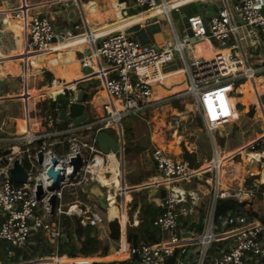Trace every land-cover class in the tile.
Returning <instances> with one entry per match:
<instances>
[{
  "label": "built area",
  "instance_id": "2783aa9c",
  "mask_svg": "<svg viewBox=\"0 0 264 264\" xmlns=\"http://www.w3.org/2000/svg\"><path fill=\"white\" fill-rule=\"evenodd\" d=\"M132 2L135 8H139L137 14L141 21L159 13L169 17L170 10L175 6L169 0ZM13 14L22 24L23 51L26 54L42 52L59 43L82 37L92 51L80 57V67L90 68L83 74L100 79L106 92V100L100 105L102 113L92 122H75L70 118L62 121L60 110L76 101V97L68 93L62 100L56 101V94L49 97L56 101L55 104L38 117V121L31 122L27 112L23 130L14 128L11 132L0 134V242L23 249L35 235L55 241V249L50 250L49 255L37 260H22V264H60L53 258L58 256L61 238L67 237L66 218H76L82 226H104L106 218L99 213L100 207L87 193L86 186L90 182L106 189L110 186L99 180L92 166L100 157L101 169L110 175L107 163L112 155L120 170L119 159L122 160L124 150L122 118L129 114L139 117L158 106L160 98H151L153 86L178 70L183 73L185 88L176 97L193 99L214 147L209 166L212 173L209 179L212 191L210 202L202 217V227L193 232L191 227L199 219V204L193 210L189 195L182 196L172 184L181 180L190 181L200 174L184 160L173 157L159 146H153L149 149V159L156 174L151 182L142 186L152 184L164 189V195L159 199L161 209L152 220V226L160 231V239L153 243L140 241L134 246L125 236L126 251L129 257H136V264H264V221L259 218L264 215V210L259 216L251 215L245 208L214 216L218 199L251 201L256 198L259 187L256 183L232 190L220 187L219 167L215 161L220 151L213 135L214 130L239 121L238 103H232L231 98H234L241 83L264 71V0H223L210 15L197 13L188 16L189 34L180 36L174 31L173 40L160 45L133 38L120 24L100 33L81 32L78 24L73 25L77 32L71 28H56L48 16L32 13L24 1H20ZM240 30L246 31L251 52L242 46L238 37ZM202 43L203 52L211 50V56L199 54L197 45ZM259 46L262 47V56L251 60V57L259 56L256 52ZM176 59L181 63L179 69H162ZM241 78L244 81L233 86L232 82ZM65 89L59 93H64ZM113 126L118 131L120 128L121 137L117 140L120 157L115 151L104 153L96 141L98 132ZM263 141L264 135L246 145L244 151L261 147ZM262 152L259 158L264 156ZM38 153H41V161ZM235 153L241 154L239 150ZM77 154L81 165L74 171L71 158ZM52 158L57 161L54 169L60 170V177L57 188L50 189L53 180L47 170ZM15 159L27 173L23 183L15 182L10 176ZM38 186L41 187L39 198L36 194ZM120 187H123L118 190L120 193L129 190L123 182ZM52 195L55 198L53 210L49 203ZM104 201L107 211L111 204L116 206V193L111 195L108 192ZM115 218L118 219L113 216ZM122 243L121 240L119 246L122 247ZM40 245L39 241L38 247Z\"/></svg>",
  "mask_w": 264,
  "mask_h": 264
},
{
  "label": "rangeland",
  "instance_id": "374dc122",
  "mask_svg": "<svg viewBox=\"0 0 264 264\" xmlns=\"http://www.w3.org/2000/svg\"><path fill=\"white\" fill-rule=\"evenodd\" d=\"M136 10H139V8H136ZM48 14L49 13H42L41 15H48ZM157 19L161 21L159 15H155L153 18H151L150 21ZM165 22L167 26L170 28L171 26L170 23L166 19ZM174 23H176V21H174ZM177 27H179L178 24L176 25V28ZM71 29H73V27H71ZM83 30L84 29L80 31L82 32ZM177 30H179V28H177ZM73 31L76 30L73 29ZM239 33L242 37L241 38L242 42L243 43L248 42L249 37L246 36V31L240 30ZM15 35L18 40L19 34L15 32ZM170 39L173 40V34ZM70 42L65 43L66 48H63L59 52L58 49L56 48H55L56 52L50 51L48 58L50 60L56 58L57 60L56 62L54 61V64L50 65L48 63V59L42 60L41 61L42 66L39 65L36 66L40 68L39 71L35 73H31L30 75V79H29L30 90L40 91L42 87L48 86L47 94L43 92L42 94H40V96H34L33 98H31V100H28L29 111H30L29 115L31 121H36L37 117L40 118L44 114V112H41L40 114L37 115L36 108L37 109L41 108V106H43V108L44 106L48 107L47 104L49 97L53 95V93H51L53 90L51 89V83L53 82V80H57V81L59 80L57 74L60 70H64L65 68L66 70L68 69L66 67L67 62L66 63L60 62L59 61L60 57H58L56 54L63 55L65 51L68 50V44ZM245 49H247L248 52H251L252 46H246ZM89 52L92 51L90 50ZM256 52L259 53V56L251 57L250 58L251 60L262 56V47L259 46V49H256ZM175 56H177V54H175ZM21 58L22 57L19 55L17 59H20V61H22ZM72 61L70 62V64L72 63ZM21 64L23 68L19 66V63L17 62V66L19 68L18 75L14 76L11 75L10 73H6L7 74V75L5 74L6 77L3 76L0 78V81H3L4 79L6 80L7 87H12V89L7 88L4 85V82L2 85L0 84V95H4V94L14 95L12 99H7L6 101L0 103V105L5 107L6 115H7V118L5 119L4 117L0 118V134L11 132L14 130V128H16L17 130H21L24 124L23 103L22 101L16 99L15 96V93H19V90L23 83V77L21 75V71L24 69V62H21ZM175 66L179 68V66H181V63L179 62V64H177L175 61L170 62L165 64L162 67V69L164 71H169L175 69ZM31 71L32 69L29 70V72ZM67 74L70 77H73L79 75L80 72L79 70H76L74 68L73 70L69 69ZM259 74L264 76V71H259L257 72L256 75ZM182 78H183L182 73H179L177 71L171 73V75L165 77L160 84L153 86L152 88V92H154L155 96L160 98V103L157 104L158 106L145 111L139 117L133 114H129L122 118L120 125L122 128L121 136L123 137L124 140V150H123L122 160L119 159L120 178L116 182V187L110 186L108 189L101 188L95 182H90L86 186L87 193L91 197L94 196L96 199H98L101 196L104 197L108 192L111 195H114V193H116L115 207L119 211L121 210V214L124 211V207L125 210L127 211V216L129 219V223L127 222V232L130 230L133 224V220L135 218L138 219V208L134 211L131 209L130 200L132 197H135L139 203L143 201H148V202H152L156 206H159V202H160L159 199L161 196L162 188L160 186L159 187L153 186L152 184H149L146 187L140 186L142 184L151 182L150 181L151 178L156 174V171L153 168L154 165L151 163L149 159L150 148H152L153 146H159L163 148L165 151H167L173 157L183 159L185 162L188 163L190 167H193L194 169H199L203 164L207 162L209 163L213 158V149H214L213 143L211 142L210 137L202 124L199 111L193 99L176 97V94L181 93L185 88L184 83L182 82ZM173 81H175L176 83H173ZM239 81H244V79L241 78L239 80L233 81L232 82L233 86L237 85ZM89 84L90 86L88 89V95H89L88 101L90 102H87L85 104L84 110L80 115L73 118L75 122H80V121L92 122L94 121L96 116L102 113L103 108L100 107L102 103H100L97 100L98 98L101 101L103 99V97L100 94L103 89L99 88L101 86L100 79L94 78V80L93 79L84 80L76 85V89L74 91L70 89H65V90H68L71 94H74L75 92L77 94L80 90L84 91L86 86ZM262 86L263 88L261 94L262 93L263 94L260 96V99H262L263 101L264 82ZM43 91L46 90L43 89ZM240 95L239 93L235 92L233 96L235 97V99H237V101H235L236 103H238L237 109L242 115L241 119H239L240 121L234 124H229L223 128L216 129L213 131V135L215 136L217 142L216 146L219 148L218 143L221 142L223 148L221 146L220 149L223 153L225 150L228 151L235 150L234 147H236L240 143L242 144L246 142L250 138L248 135L252 131L255 130L259 133L264 132V127L262 126V121L260 117L256 118L255 116L256 113L255 106H253L252 104H247V105L240 104L239 103L240 102L239 100L241 98ZM64 97L66 96H63V98ZM252 107L254 108V111L253 114L250 115L249 112ZM7 120H9V123ZM246 129L248 130L246 131ZM103 132L108 134L111 138H114L118 141L120 140L121 136L117 127L116 128L114 126L108 127L107 129L103 130ZM254 141L255 140L252 139L250 143ZM172 143L174 147L170 148L169 145H171ZM174 148L177 149L179 152L176 154L173 153ZM84 151L85 150H83V153ZM115 152L120 157V152L119 151H115ZM186 153L190 154L188 156L189 158L185 155ZM247 158L248 157H246V155H242V154L240 155L235 152L230 155V159H231L230 161L232 162V164L226 168L227 173L225 174L226 178L224 181L225 184L224 186H226V188L230 190L236 189L240 187V184L242 183L249 184L253 180V174L257 173L258 171L259 163L256 162L259 161V157H257L258 160L252 166L248 164L246 165ZM240 164H243V166L246 167V170L248 168L249 171H242L239 168ZM200 169H202V167ZM200 171L202 172V170ZM262 175H264V173H262ZM211 177H212V173L210 171L207 172L205 171L200 175H195L190 181H188L189 183L186 181H181L175 183L174 185L175 189L178 190L180 194L183 193L181 189L184 188L185 190L184 193L185 194L187 193L191 199H195V203L194 204L192 203L193 210L197 209V204L199 203V210L197 215L199 216V218L204 217L205 212L208 208V204L210 202L212 191H211V185L209 183V179ZM122 182L125 183V185L127 186L126 188H129V190L126 191L123 190L122 193H120L118 190H120L121 188L120 185ZM211 183L213 184V181H211ZM134 186L137 187L133 188ZM121 189H123V187ZM190 192H192V195H190ZM258 198L260 199V195ZM254 203L259 204L257 199L253 200L252 205ZM253 206L255 208L258 206V208H256L258 213L262 212V208L260 205L254 204ZM105 211L107 212L106 208L103 209V212L106 214ZM100 213H102V210ZM217 224H219L218 221ZM193 227L194 225L191 227V229H193ZM98 228L100 229L99 239H98L100 243L106 244L109 250L118 247L119 240L117 242L111 241L109 238H107L108 230L105 231V229L101 228L100 226ZM40 238L41 236L35 235L32 238V241L23 249L16 248L1 241L0 242L1 262L4 264L6 263L16 264L15 261L19 259L24 260L28 258H34L37 260L43 257L44 254H46L45 256L49 255V251L55 249V241H50L47 239L42 240ZM75 238H76L75 241L77 246H80V244L86 242L85 236H80ZM38 241H40L42 243V246H44L41 250L43 251L44 249L48 248L49 249L48 253L39 252V247L37 246ZM47 241L50 243V246ZM58 247L60 249L61 244L58 245ZM31 250H33V252H31ZM8 252H10L9 256L7 255Z\"/></svg>",
  "mask_w": 264,
  "mask_h": 264
},
{
  "label": "crops",
  "instance_id": "0c3cea01",
  "mask_svg": "<svg viewBox=\"0 0 264 264\" xmlns=\"http://www.w3.org/2000/svg\"><path fill=\"white\" fill-rule=\"evenodd\" d=\"M20 1H24L32 13L40 12V11H37L40 8L42 9L41 14L42 13H49L46 16H48L51 19L53 26L56 28H71V27H73L74 24H78L81 26V30L84 29L83 30L84 32L90 31V32L100 33V32H105V31L111 30L120 24L125 29V31L130 36H132L133 38H135V39H137L143 43L160 45V44L165 43L167 41H171L172 39H170V38H171L174 31L177 34H179L180 36L185 34V33H189V30H187V24H186V19L188 16H190L192 14H197V13H203L206 15H210L218 8V6L222 3L223 0H169L170 2H173L175 4V6L170 10L169 17H166L164 14H161V13L157 14V15H159V18L161 19V21H159V19L150 21L151 18H153L156 14L153 15L152 17H150V19L143 20V21L139 20L140 17L138 16L139 14H137V12L139 10H136L135 6H133L132 0H0V78L5 76L6 73H10L11 75H14V76L18 75L19 74V68L17 66V62L19 63V66L22 65L21 62H24V69L21 71V75L23 77V83H22V86L19 90V93H15V96H16V99L22 101V103L24 105L23 106L24 116H26L27 115L26 109H28V112L30 113L28 100H31V98H33L34 96H40V94H42L39 91L29 89V79H30L31 73H35V72L39 71L40 68L36 67V66L37 65L42 66V64H41L42 60L48 59V63L50 65L54 64V61L56 62L57 60H56V58H53L51 60L48 58L50 51L56 52V49H58V52H59L63 48L59 44V45H55L53 47H50L49 49H47L48 51L47 50H46L47 52L44 51L43 54H40V52H37V53L31 54V55H27L26 53L23 52L24 33H23L22 24L19 22V20L17 18H15L14 14H13L14 9L20 3ZM165 19L170 23V25H171L170 28L167 26ZM174 21H176V23H174ZM162 23H163V25H162ZM177 24L179 26V27H177V28H179V30H177V28H176ZM161 26H163V27H161ZM14 31L19 34L18 40L16 38ZM238 37H239L240 42L242 43V46L244 48L249 45L248 42H245V43L242 42V40H241L242 37H241L240 33H239ZM198 46H199V48H197V51L199 53L209 52V50H206L203 52L202 48H200L201 45H198ZM90 50H91V46L88 45L87 43H85V40L82 37H78V38H75L74 40H72L68 44V50H66L63 55L56 54L58 57H60V60H59L60 62H63V63L67 62L66 67L68 69L66 70V68H65L64 70H60L57 74L59 80L58 81L53 80V82L51 83V89H53L55 91L54 92L52 90L51 93H53V95L59 93L58 91H61L64 88H67L70 90H75L76 85L79 82L84 81V80H92L93 79V76H91L89 79H86L87 75L83 74L81 67L78 68L76 65L71 66V64H70V62L76 58L79 66H80V57L84 54L90 53L89 52ZM19 55L22 57L21 58L22 61H20V59H17ZM175 62L177 64H179V60H175ZM180 67L181 66H179V68ZM74 68L76 70H79L81 75L79 74V75L70 77L67 74L69 69L73 70ZM179 68L177 66H175V70H177ZM30 69H32L31 72H29ZM250 80L251 79L241 83V85L237 88V93H239V95L241 94L240 95L241 98L239 100L240 101L239 103L244 104V105L252 104L253 106H255V108H256L255 116H256V118L260 117V119L262 121V126L264 127V102L262 101V99H260V96L263 94V93L261 94V91L263 88L262 84L264 82V76L260 74L254 78V80L260 81V84H258V85L250 84L251 83ZM3 82H4V85L6 86V80L5 79L3 80ZM65 84H67L68 86H66L62 89H59ZM89 86H90V84L86 86L84 92L87 90V93H88ZM97 87H99V86H97ZM7 88L12 89V87H7ZM44 88L46 90V91H44V93L47 94L48 86H47V88H46V86ZM99 88H102V87L100 86ZM252 92L258 93L259 99L256 98V100L254 102L251 100H247ZM100 94L106 95V92L104 91V89L101 91ZM13 96L14 95H6V94L0 95V103L3 101H6L7 99H12ZM97 100L100 103H103V101L99 100V98ZM259 100H260V102H259ZM235 101H237V99L231 98L232 103H235ZM87 102H90V101H88V100L83 101L84 104H86ZM24 107H26V108H24ZM40 110H41V112H45L43 109V106H41V108H38V109L36 108V114L37 115H38V113L39 114L41 113ZM1 113H3V114H1ZM240 115H241V113H240ZM1 117H4V119L7 118L6 109L2 105H0V118ZM241 117H242V115H241ZM241 117H240V119H241ZM7 121L9 123V120H7ZM36 121H38V117H37ZM36 121H31V122H36ZM248 129H246V131ZM263 135H264V132L259 133V132L254 130L248 135L250 138L246 142H244L242 144L240 143L239 145L234 147L235 150H231V151L225 150L224 153L220 149L222 144H221V142H219L218 143L219 148L218 147L217 148L220 151L219 156H220L221 161L225 162V161L231 160L230 155L239 150L242 155H246V157H248L246 159L247 160L246 165L248 164V165L252 166L258 160L257 157H259L261 155V153L263 154L262 151H264V149H263L264 141H263V144L261 147H255L253 150H250V151H244V147L248 143H250V141H252V139H254V140L261 139L263 137ZM214 138H215V136H214ZM215 140H216V138H215ZM169 147H173V146L169 145ZM222 148H223V146H222ZM263 158H264V156L262 158H259L260 161L256 162V163H259V167H258L257 173L253 174V180L249 184H247V183L246 184H244V183L240 184V187L243 185H250L253 183H256L258 185L259 190H258V192H256V194H255L256 198H254V199H257L259 204H257V203H254V204L260 205L262 208V211H263V200H262V196H263L262 193L263 192L261 193L260 189H264V175H262V173H264ZM178 159H181V158H178ZM210 165H211V161L209 163L207 162V163L203 164L201 166L202 169H200L201 167L199 169H197L198 170L197 174H201L205 171H209ZM240 165L243 167L244 171H249L248 168L246 170V167L243 166V164H240ZM200 170H202V172ZM248 173H250V172H248ZM219 184H220L221 188H226V186H224L225 185L224 183L219 182ZM259 195H260V199L258 198ZM92 198L95 199V201L99 205V202H98L99 198L96 199L94 196H92ZM123 201H124V199H123ZM128 202H129V200H128ZM99 207H100V205H99ZM256 208H258V206ZM103 209H105V208L100 207V212L102 210L101 214H103V217H105L106 220L104 222V226H102V227L100 225L99 226L101 228L105 229V231H106V230H108V222L111 221L113 219V217L112 216L110 217V215L108 214V211L107 212L105 211L106 212V214H105L103 212ZM112 214H114V217L117 216L118 219H120L119 220V224H120L119 231L122 228V233L124 235V239H125V236L127 237L128 233L130 231H132L135 228L140 227V225H139L140 220L138 217V219L135 218L133 220V224H132L130 230L127 232V222L129 223V219H128L127 211L125 210V207H124L123 213L121 214V210L119 211L114 205ZM72 221L73 220L69 219V218L65 219V224L67 225V232H68V228L70 226L72 228V224H73ZM99 226H96V227H99ZM124 228H125V231H124ZM99 231H100V229H99ZM122 233H120L121 236H122ZM121 236L119 237L118 243H120V241L122 240ZM74 237H77V236L75 235ZM97 238L99 239V234L97 235ZM107 238H109L108 235H107ZM40 239L46 240L45 237H43V236ZM62 240L63 239L61 238V242H62ZM127 241H129V240L127 239ZM74 242L76 244L75 239H74ZM124 243H122V244H124ZM38 245H39V241H38ZM49 246H50V243H49ZM43 247L44 246L40 245L39 252L40 253H45V252L48 253V251H49L48 248L44 249L43 251L41 250ZM120 248H121V246H119V244H118V247L110 249L111 251L108 248L107 253L110 254L111 252H116ZM31 252H33V250H31ZM108 254L104 255V257L99 256V257H103L102 260H95L92 262H100L101 264H114V262L125 260V261L131 262L132 264H136L135 263L136 257L131 258L128 255L125 258L109 260V259H111V256ZM44 255H46V254H44ZM57 257H67L70 260H77L73 257H69L67 254H62V255L58 254V256H56L54 258H57ZM32 259H34V258L24 259V261L25 260H32ZM22 260L23 259H19V260L15 261V263L16 264H22ZM73 263L74 262H71L70 264H73ZM79 263H81V262H79ZM90 263L91 262L81 263V264H90ZM0 264H4V263H2L0 261ZM6 264H13V263H6Z\"/></svg>",
  "mask_w": 264,
  "mask_h": 264
},
{
  "label": "trees",
  "instance_id": "16d2710c",
  "mask_svg": "<svg viewBox=\"0 0 264 264\" xmlns=\"http://www.w3.org/2000/svg\"><path fill=\"white\" fill-rule=\"evenodd\" d=\"M173 83L176 82L173 81ZM44 87H42L39 92L43 93L44 92L43 89H45ZM68 93H69L68 90H64V93H57V95L55 94L56 95L55 100L56 101L62 100L63 96ZM88 97L89 95L86 90L83 93V101H87ZM55 100L53 101L49 99L47 104L48 107L44 106L43 108L44 111L49 110L55 104L56 102ZM253 111L254 108L252 107L249 112L250 115L253 114ZM185 155L188 157L190 154L186 153ZM260 192H264V189H260ZM262 200H263V210H264V194L262 196ZM130 203H131V209L133 211L138 208L140 227L130 231L127 235V239L131 243H135V244H138L140 241H145L147 243H153L158 241L160 239V231L152 226V220L159 213L161 208L159 206H156L152 202H148V201H143L139 203L135 197L131 198ZM252 203L253 200L237 202L233 199H218L215 205L214 216L216 218L226 213L228 210H236L240 208L247 209L251 215L259 216L257 209L252 205ZM259 218L264 221V215H261ZM72 223H73L72 228L71 226L68 228L67 237L65 239L63 238L62 240L63 243L61 244L58 254L59 255L67 254L69 257H73L77 260H81V263L91 262L90 264H101L100 262H92L95 260H102L104 255L108 254L107 253L108 246L106 244L100 243L97 238V235L99 234L98 227L92 225L82 226L80 225L78 219L76 218H74ZM119 228L120 225L117 218L112 219L111 221L108 222V237L111 241L117 242L119 240V237L121 236ZM121 233H122V228H121ZM73 234H75L77 237L85 236L86 242L80 244V246H77L74 242ZM121 239L124 243L125 241H124L123 233ZM99 256H103V257H99ZM114 264H132V263L129 261L122 260V261L114 262Z\"/></svg>",
  "mask_w": 264,
  "mask_h": 264
},
{
  "label": "water",
  "instance_id": "95a60500",
  "mask_svg": "<svg viewBox=\"0 0 264 264\" xmlns=\"http://www.w3.org/2000/svg\"><path fill=\"white\" fill-rule=\"evenodd\" d=\"M41 8L37 11H40L39 13H41ZM83 72L85 71H90V68H84L82 69ZM83 93H80L77 97H76V101L72 102L67 108L61 109L60 113H59V118L62 121H65L66 119L70 118L73 119L75 117H77L78 115H80L85 107V104L83 103ZM120 131V128H119ZM96 141L98 144V147L104 152V153H109L110 151H117L119 149V142L114 139L111 138L108 134H106L103 131H100L97 133L96 136ZM264 149V146H263ZM38 159L39 161H41V153H38ZM56 159L52 158V164L51 166L48 168L47 170V174L49 176H51L52 178V187L50 189L53 188H57L58 186V181H59V177H60V170L59 169H54V166L56 164ZM71 164H73L74 166V171H76L80 165H81V158L80 156L77 154L75 157L71 158ZM10 176L11 178L17 182V183H23L26 180L27 177V173L24 169V167L19 163L18 159H15L13 161V166L10 168ZM144 185V184H142ZM140 185V186H142ZM137 186H134L133 188H136ZM37 197H40L41 194V187L38 186L37 187ZM161 195H164V190H161ZM99 205L101 208H105V201H104V197H99L98 199ZM49 203L51 205V210H53L54 206H55V198L54 196H50L49 198ZM203 224V218H199L197 220V222L194 224L193 227V232H197L200 230V228L202 227ZM189 233H185V235H188ZM135 246V243L133 244Z\"/></svg>",
  "mask_w": 264,
  "mask_h": 264
},
{
  "label": "bare ground",
  "instance_id": "6f19581e",
  "mask_svg": "<svg viewBox=\"0 0 264 264\" xmlns=\"http://www.w3.org/2000/svg\"><path fill=\"white\" fill-rule=\"evenodd\" d=\"M60 44V46L62 47V48H65L66 47V44L65 43H63V44H61V43H59ZM58 44V45H59ZM204 46V44H202L201 45V47L200 48H202ZM197 48H199V46L197 45ZM46 51V50H45ZM43 52L44 51H42V52H40V54H43ZM199 54H203V55H206V56H211L213 53L211 52V50H209V52H206V53H199ZM28 55H31V54H28ZM73 65H76L78 68L80 67L79 66V64H78V61H77V59H74L73 61H72V63H71V66H73ZM177 72H179V73H182V71L181 70H179V71H177ZM183 74V73H182ZM169 75H171V74H168V75H166L165 77H167V76H169ZM91 76H87L86 77V79H89ZM250 84H253V85H258V84H260V81H256V80H254V78L252 79L251 78V80H250ZM0 84L2 85L3 84V81H0ZM249 84V83H248ZM28 85V84H27ZM66 86H68L67 84H65V85H63L61 88H59V89H62V88H64V87H66ZM30 89V88H29ZM57 91V90H56ZM72 91H74V90H72ZM255 91V90H254ZM261 91V90H260ZM83 92V90H80L77 94H76V92L74 93V95L77 97L80 93H82ZM102 97H103V99H102V101L104 102V100H106V95L105 94H102L101 95ZM151 98L152 99H157V98H159V97H156L155 96V94H154V92H152V94H151ZM235 98V97H234ZM256 98L258 99V93L257 92H252L251 93V96H249V99H247V100H251V101H255L256 100ZM24 102V101H23ZM256 104V103H255ZM24 106V105H23ZM24 108H26V107H24ZM196 108V107H195ZM27 110V112H28V109H26ZM26 112V113H27ZM26 116H24V118H25ZM24 123H25V121H23ZM24 129V124H23V127L21 128V130H23ZM174 142V141H173ZM173 147H174V145H173V143L171 144ZM173 147H170V148H173ZM174 150V153L176 154V153H178L179 151L177 150V149H173ZM220 155V154H219ZM217 156V158L215 159V161L218 163V167H219V172H218V181L219 182H222V183H224V181H225V174L227 173V167H229L231 164H232V162L230 161V160H228V161H225V162H222L221 161V159H220V156ZM101 161V158L100 157H97V164H94L93 166H92V168H93V170H94V172L97 174V176H98V178H99V180L103 183V184H105V185H108V186H115L116 187V182H117V180L119 179V175H120V170L117 168V165H118V163L115 161V159L112 157V155H110V162H109V164H108V167H109V172L111 173L110 175H108V174H105L104 173V171H103V169H101V165H100V162ZM260 161V160H259ZM239 168L242 170V171H244V169H243V167L240 165L239 166ZM107 175V176H106ZM238 175V174H237ZM181 181H186V182H188V180H181ZM181 181H176V182H174L172 185L174 186L175 185V183H178V182H181ZM189 183V182H188ZM182 190V196L185 194L184 192H185V190H184V188H182L181 189ZM194 194V193H193ZM190 195H192V192H190ZM191 202L194 204L195 203V199H191ZM113 208H114V204H111V206L109 207V209H108V214L110 215V217H111V215H112V217L114 216V214H112V211H113ZM108 255H110L111 256V259H109V260H114V259H121V258H125V257H127L128 256V253H127V251H126V244L124 243V244H122V247L119 249V250H117L116 252H111L110 254H108ZM58 258V259H57ZM57 258H53V260H55V262H58V263H60V264H70L71 262H74V263H79V262H81V260H70L69 258H67V257H57ZM78 261V262H77Z\"/></svg>",
  "mask_w": 264,
  "mask_h": 264
}]
</instances>
